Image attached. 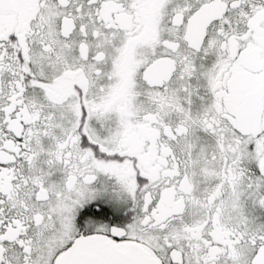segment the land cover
Segmentation results:
<instances>
[{
	"label": "flooded vegetation",
	"instance_id": "flooded-vegetation-1",
	"mask_svg": "<svg viewBox=\"0 0 264 264\" xmlns=\"http://www.w3.org/2000/svg\"><path fill=\"white\" fill-rule=\"evenodd\" d=\"M93 234L264 264V0H0V264Z\"/></svg>",
	"mask_w": 264,
	"mask_h": 264
},
{
	"label": "water",
	"instance_id": "water-1",
	"mask_svg": "<svg viewBox=\"0 0 264 264\" xmlns=\"http://www.w3.org/2000/svg\"><path fill=\"white\" fill-rule=\"evenodd\" d=\"M56 264H158L135 243L115 244L98 234L75 240Z\"/></svg>",
	"mask_w": 264,
	"mask_h": 264
}]
</instances>
